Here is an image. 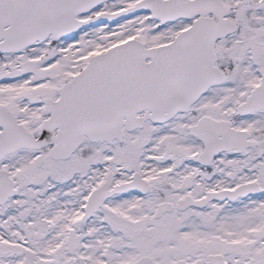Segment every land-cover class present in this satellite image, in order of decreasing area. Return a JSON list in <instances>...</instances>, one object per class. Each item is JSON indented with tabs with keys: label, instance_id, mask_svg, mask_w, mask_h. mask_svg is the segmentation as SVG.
<instances>
[{
	"label": "snow or ice",
	"instance_id": "snow-or-ice-1",
	"mask_svg": "<svg viewBox=\"0 0 264 264\" xmlns=\"http://www.w3.org/2000/svg\"><path fill=\"white\" fill-rule=\"evenodd\" d=\"M0 264H264V0H0Z\"/></svg>",
	"mask_w": 264,
	"mask_h": 264
}]
</instances>
